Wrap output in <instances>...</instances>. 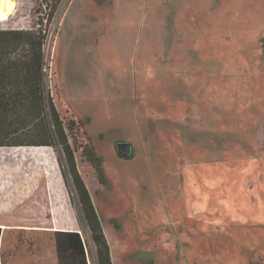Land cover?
<instances>
[{
	"label": "rangeland",
	"instance_id": "rangeland-1",
	"mask_svg": "<svg viewBox=\"0 0 264 264\" xmlns=\"http://www.w3.org/2000/svg\"><path fill=\"white\" fill-rule=\"evenodd\" d=\"M14 2L0 29H45L44 95L98 158L104 183L74 152L112 262L264 264V0ZM59 154L0 146V213L43 181L94 259Z\"/></svg>",
	"mask_w": 264,
	"mask_h": 264
},
{
	"label": "trees",
	"instance_id": "trees-1",
	"mask_svg": "<svg viewBox=\"0 0 264 264\" xmlns=\"http://www.w3.org/2000/svg\"><path fill=\"white\" fill-rule=\"evenodd\" d=\"M45 1L48 6L46 19L50 22L54 17L56 2ZM45 37L42 27L0 29V146H51L60 149L62 175L67 183L71 179L84 222L90 231V239L96 246V258H91V262L113 264L90 192L77 171L74 152L82 149L94 166L98 180L104 183L98 158L83 142L75 146L68 142V135L80 132L79 121L61 117L49 94L44 95ZM50 212L46 186L41 181L30 195L10 211L0 213V224L49 227ZM62 234L67 236L64 240L67 247L77 248L83 256L87 252L91 254L88 238H81L78 232Z\"/></svg>",
	"mask_w": 264,
	"mask_h": 264
},
{
	"label": "crops",
	"instance_id": "crops-1",
	"mask_svg": "<svg viewBox=\"0 0 264 264\" xmlns=\"http://www.w3.org/2000/svg\"><path fill=\"white\" fill-rule=\"evenodd\" d=\"M80 229L82 228L69 225L51 224L45 227L30 224H0V264H94L89 255L83 256L77 248L67 247L64 243L67 236L62 232H78L84 239L83 230ZM44 238L50 242L47 247L41 243Z\"/></svg>",
	"mask_w": 264,
	"mask_h": 264
},
{
	"label": "bare ground",
	"instance_id": "bare-ground-1",
	"mask_svg": "<svg viewBox=\"0 0 264 264\" xmlns=\"http://www.w3.org/2000/svg\"><path fill=\"white\" fill-rule=\"evenodd\" d=\"M14 0H0V16L5 17L14 9Z\"/></svg>",
	"mask_w": 264,
	"mask_h": 264
},
{
	"label": "built area",
	"instance_id": "built-area-1",
	"mask_svg": "<svg viewBox=\"0 0 264 264\" xmlns=\"http://www.w3.org/2000/svg\"><path fill=\"white\" fill-rule=\"evenodd\" d=\"M45 20H46V19H45ZM38 25L40 26L41 24L38 23ZM39 26H38V27H39ZM87 255H88V252H87ZM89 258H90V257H89ZM94 260H95V258H94Z\"/></svg>",
	"mask_w": 264,
	"mask_h": 264
},
{
	"label": "water",
	"instance_id": "water-1",
	"mask_svg": "<svg viewBox=\"0 0 264 264\" xmlns=\"http://www.w3.org/2000/svg\"><path fill=\"white\" fill-rule=\"evenodd\" d=\"M82 230H83V231L85 230L84 227H82Z\"/></svg>",
	"mask_w": 264,
	"mask_h": 264
}]
</instances>
